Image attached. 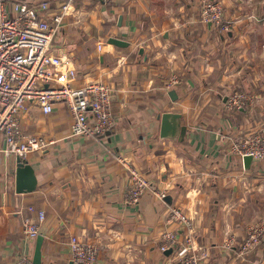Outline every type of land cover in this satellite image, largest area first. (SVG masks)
<instances>
[{
  "label": "crops",
  "instance_id": "crops-1",
  "mask_svg": "<svg viewBox=\"0 0 264 264\" xmlns=\"http://www.w3.org/2000/svg\"><path fill=\"white\" fill-rule=\"evenodd\" d=\"M48 1L53 12L64 0ZM203 1L72 0L52 50L73 61L72 85L109 86L116 123L105 136H71L65 105L45 114L27 104L21 128L50 143L17 157L3 153L0 137V264L21 254L34 264H75L71 235L98 246L95 264H177L159 249L165 230L182 237L170 205L192 218L202 264L263 261L264 238L243 259L240 245L248 216L264 220V161L241 162L230 151L235 132L225 128L241 135L264 126V0H214L229 19L226 30L200 20ZM235 91L255 96L250 121L242 110L225 111ZM122 160L151 180L134 204L125 200ZM29 204L45 211L31 239L22 221Z\"/></svg>",
  "mask_w": 264,
  "mask_h": 264
},
{
  "label": "built area",
  "instance_id": "built-area-1",
  "mask_svg": "<svg viewBox=\"0 0 264 264\" xmlns=\"http://www.w3.org/2000/svg\"><path fill=\"white\" fill-rule=\"evenodd\" d=\"M72 0H64L60 7L50 12L48 0L26 2L14 0L10 5L0 0V137L4 142L3 153L24 157L32 150H40L50 141L41 135L24 131L20 126V115L29 102L42 113H50L58 104L67 107L70 116L71 136H105L115 126L116 117L111 109V91L102 80H84L82 84H71L77 78V69L70 57L53 52V39L62 26ZM222 5L218 1L206 0L200 8V20L219 29L229 26L224 19ZM99 42L97 50H102ZM237 98H225L227 108L243 106L244 93L233 94ZM230 151L240 161L244 156L250 160L264 161V128L245 133L234 140ZM128 174L125 200L137 203L151 190V180L134 165L122 160ZM160 201L165 200V191H154ZM27 215L22 218L23 232L27 238H35L45 220L42 208L29 204ZM168 218L180 228L165 230L161 234L159 249L173 252L178 264H202L206 255L202 247L195 244L192 218L178 207H167ZM30 214H34L33 218ZM260 228L249 226L241 243V251H249L264 238V224ZM231 243V242H229ZM70 260L75 264H95L99 248L93 242L76 235L69 237ZM13 264H34L21 254Z\"/></svg>",
  "mask_w": 264,
  "mask_h": 264
},
{
  "label": "rangeland",
  "instance_id": "rangeland-1",
  "mask_svg": "<svg viewBox=\"0 0 264 264\" xmlns=\"http://www.w3.org/2000/svg\"><path fill=\"white\" fill-rule=\"evenodd\" d=\"M206 0H204L203 2H205ZM202 2V3H203ZM202 3L200 4V7H199V18H200V8H201V5H202ZM224 19H228L227 17H224ZM229 20V19H228ZM228 24H229V21H228ZM228 28V27H227ZM227 28H222V30H226ZM225 32V31H224ZM237 92L238 91H235V92H233V93H230V94H228V95H226L225 96V98H227V97H229V98H237V96H235V95H233V94H237ZM243 93V92H242ZM245 96H243V106H245V109H238V108H236V107H232V108H227L226 106H224V108L226 109L225 111L226 112H233V111H236V110H242L243 112H241L242 113V115H243V117L246 119V120H248V121H250L252 118H253V116H254V114H255V111L253 110L254 108H253V102L255 101V96H251V95H247V94H244ZM224 105H225V103H224ZM225 118V117H224ZM229 118V117H228ZM225 120V119H224ZM227 122V121H226ZM227 124H229V122H227ZM249 124V123H248ZM231 126V125H230ZM227 126V128H225V129H227L228 131L229 130H231V132L233 131V132H235L234 134H233V141L234 140H237L238 138H241L244 134H241V135H239V132H237V131H234V126ZM223 128V127H222ZM230 128V129H229ZM260 128H264V126H261V127H259L258 129H260ZM184 129H185V127H184ZM257 129V130H258ZM236 137V138H235ZM232 145V144H231ZM230 149H231V147H230ZM235 155V154H234ZM251 206H253L255 209H256V206H255V203H251ZM255 214V213H254ZM253 214V215H254ZM251 215V214H250ZM249 217V221H246V224H245V230H246V232H247V229H248V227L249 226H256V224H257V228H260L261 226V221L264 223V220H260V217H256V216H248ZM253 217V218H252ZM174 223V222H173ZM193 227H194V223H193ZM264 227V226H263ZM245 236H246V233H245ZM181 239V238H180ZM241 246V245H240ZM240 248V247H239ZM253 248V247H252ZM251 248V249H252ZM247 251H243V253H240V255H241V257L240 258H242L243 256H245V253H246ZM170 253V252H169ZM172 253V252H171ZM246 257V256H245ZM243 259V258H242ZM178 264V263H177ZM256 264H264V259H263V261H261L260 263H256Z\"/></svg>",
  "mask_w": 264,
  "mask_h": 264
},
{
  "label": "water",
  "instance_id": "water-1",
  "mask_svg": "<svg viewBox=\"0 0 264 264\" xmlns=\"http://www.w3.org/2000/svg\"><path fill=\"white\" fill-rule=\"evenodd\" d=\"M108 42H110V43H112V44H115V45H125V42L123 41V40H121L120 38H117V37H110L109 39H108ZM249 160H250V157L249 156H244V162H245V164L246 163H248L249 162ZM20 166H23L24 164L22 163V162H19L18 163ZM28 170V166L26 165L25 167H24V172L25 171H27ZM41 238L40 237H38L37 238V242H39V240H40ZM39 258V250H38V247L35 249V252H34V262H38V259Z\"/></svg>",
  "mask_w": 264,
  "mask_h": 264
}]
</instances>
